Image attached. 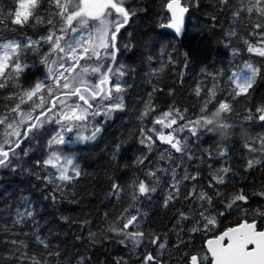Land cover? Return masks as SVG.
<instances>
[{
  "label": "trees",
  "instance_id": "obj_1",
  "mask_svg": "<svg viewBox=\"0 0 264 264\" xmlns=\"http://www.w3.org/2000/svg\"><path fill=\"white\" fill-rule=\"evenodd\" d=\"M183 3L189 13L186 31L179 40L161 26L169 19L166 0H123L124 7L134 13L119 34L121 51L116 65L123 66L121 71L124 74L112 75L113 82L118 79L121 84L122 90L113 93L115 97H121L123 108L107 117L89 116L85 123L74 129L88 137L100 127L95 139L54 146L53 149L65 156L75 154L79 176L70 181L49 182L58 175L54 168L43 164L50 155L47 140L57 128L54 123L45 124L35 138L30 136L23 141L21 148L16 149L19 156L12 159L10 167H0V264H21L18 258L22 252L35 256L43 264H143L147 253L155 255L163 264H184L185 252L206 251V241L228 227L250 218L257 220L258 227L264 225V216L254 215L257 210L264 212V196L258 195L264 191V151H250L245 147L246 141H255L251 146L262 148L260 138L264 137V121L243 119L249 112L255 114V108L264 104V57L249 53L244 43L245 40L250 43L260 41L259 36L252 34L251 28L258 17L255 14L249 17L245 11L240 18H234L235 12L247 7V0H229L227 5L221 4L220 0H183ZM13 7V0H0V15L7 18ZM48 27L44 24L25 28L15 25L0 27V44L9 41L23 44L27 38L37 40L46 34ZM233 30L236 35L229 36ZM125 44L129 45L126 49ZM233 49L237 51L234 53ZM47 50L48 45L42 41L36 52L29 50L22 57L29 65L21 77L25 85H34L37 81L53 84L46 67L40 63ZM50 59H55V55ZM245 62L255 63L261 72L249 90V96L239 97L234 103V112L227 117L235 125L230 137L222 140L216 134L203 132L198 140L189 139L192 159L187 156L179 159L181 154L173 149L171 161L160 159L161 152L169 146L157 141L149 153L140 143V129L151 127L154 118L170 108L186 110V119H194L201 101L214 83L220 90L217 101L225 97L231 99L228 97L231 90L228 77L244 69ZM216 73L220 75L214 81L212 74ZM198 84L202 89L199 97L194 93ZM53 90L57 91L54 86ZM0 91L7 92L8 89ZM38 95L50 99L46 90ZM149 97L155 110L141 118ZM5 103L7 101L0 103V116L8 115L12 119L16 113H9ZM108 103L110 101L104 104ZM31 106L32 101H27L21 108L28 111ZM40 111V108L35 109L33 115ZM210 116L211 113L207 118ZM3 131L0 126V135ZM181 135L189 134L184 132ZM220 145H226L225 156L216 154ZM142 155H147V159L143 164L136 163ZM249 159H261L262 163L248 168ZM174 166L177 178L185 169L198 176L195 181H183L179 198L165 208L172 173L157 171L159 181L156 183V177L148 176L147 172L149 168ZM222 168L230 171L225 177L226 182L217 184L213 177ZM136 180L154 183L156 191L151 193V199L142 196L131 206V185ZM209 182L213 187H208ZM113 184L120 185L123 191L114 195ZM193 185L197 191L204 190L213 195L210 211H225V214L218 216L216 225L210 226L206 232L181 233L186 243L176 248L177 236L173 229L178 213H187L191 209L198 215L200 210L199 201L183 198ZM216 189L223 193L224 200L232 193L243 191L248 202L238 203L248 210L247 214L235 208L225 210V203L215 196ZM125 209L147 213L142 218V227L162 237L167 234L168 246L162 253L147 238L139 247L133 248L131 242L121 243L124 238L109 231V225L122 226ZM25 212L31 215L22 223H16L18 213ZM191 224L192 221L188 220L181 226L187 230ZM37 237L48 247L40 244ZM23 264H31V261L24 260Z\"/></svg>",
  "mask_w": 264,
  "mask_h": 264
},
{
  "label": "snow or ice",
  "instance_id": "obj_2",
  "mask_svg": "<svg viewBox=\"0 0 264 264\" xmlns=\"http://www.w3.org/2000/svg\"><path fill=\"white\" fill-rule=\"evenodd\" d=\"M220 2L227 5L229 0H220ZM13 3L14 7L7 18L0 15V27L15 25L25 28L35 27L38 24L50 27L47 28L46 34L41 35L37 40L27 38L23 44L16 41L0 44V90L8 89L7 92L0 91V103L7 101L4 107L9 110V113H16L12 119H9L8 115L0 116V126L4 128L3 134L0 135V167H10L12 159L19 156L16 149L21 148L23 141L30 136L35 138L45 124L54 123L59 125V129L55 130L47 140L50 155L43 161V164L54 168L58 173L49 182L70 181L80 175L79 167L71 156H65L61 152L53 150L54 146H65L73 142L66 134L73 132L74 128L80 127L88 120L89 116L99 115L101 107L107 109L104 113L105 116L112 110L123 108L122 103L105 105L104 101L113 99V91L119 93L122 90L119 80L113 82L111 76L117 73L121 76L124 74L121 71L122 65L114 67L117 55L121 51L119 34L134 13L124 7L123 0H13ZM166 8L170 13V18L161 26L173 29L178 36L182 35L185 14L189 8L182 3V0H166ZM107 10H113L115 15H113V11ZM245 11L249 17L253 14L258 17L257 22L252 24L251 28L252 34L261 38L258 43H250L245 40L247 51L264 57V0H247V7H241L239 11L235 12L234 18H240L241 13ZM93 21L96 23H92ZM228 35L235 36L236 33L233 30ZM42 41L48 45V50L41 57L40 63L46 67L48 78L52 79L53 84L48 85L44 81H37L34 85H25L21 77L29 65L22 57L26 56L29 50L36 52ZM123 47L126 49L129 45L125 44ZM236 51L233 49L234 53ZM53 55H55V59H50ZM81 61H85V63L81 64ZM77 69L79 71H76ZM260 72L261 68L255 63L245 62L244 69L239 73L233 72L228 77L231 89L228 92V97L231 99L225 97L217 101L216 96L220 90L214 83L201 101L194 119H186V110L170 108L157 115L151 127L140 129V143L149 150V153L154 149L157 141L168 145L169 147L160 154L161 160L171 161V150L173 149L175 153L181 154L179 159L184 156L192 159L189 139L196 138L198 140L201 133H210V129L205 127V124L211 123L207 117L213 111L218 109L226 113L227 117L232 114L234 103L241 96H249V90L253 87ZM93 74L96 79H89V76ZM219 75V73L212 74L213 80L216 81ZM10 81L11 83H9ZM233 84L235 87H231ZM53 86L57 91L54 92ZM45 90L50 99L46 100L45 95H38L45 93ZM201 91L198 84L194 93L199 97ZM150 100L151 97L146 103L145 110L141 113V118L155 110ZM27 101H32L31 110H22L21 105ZM213 104L215 107H212ZM37 108H40L41 111L34 116L33 112ZM243 119L264 121V104L255 108V114L249 112ZM156 125L160 127L157 128ZM163 129H169V131L165 132ZM100 131L101 128L96 127L91 136L84 137L77 134L76 140L95 139ZM184 132L189 135H181ZM260 139L261 149L251 146L255 141L251 143L246 141L245 147H248L250 151H264V137ZM218 147L220 150L216 154L225 156L226 145ZM21 151L27 155L26 151L23 149ZM146 159L147 155H142L137 158L136 163L143 164ZM260 163H262L261 159H249L247 167L252 168ZM157 171L172 173L170 191L164 200L165 208L170 202L179 198L180 185L183 181H195L198 176V174H189L185 169L184 174L177 178L175 166L168 169L149 168L147 175L156 177ZM229 171V168L219 169L213 180L217 184H224ZM70 172L74 175H70ZM158 181L159 178L156 177L155 182L158 183ZM131 187L133 202L131 206H134L142 196L151 199V193L156 191L154 183H146L144 180L133 181ZM208 187H213V184L209 182ZM121 191L123 189L120 185H112L114 195H118ZM258 195L264 196V191L259 192ZM215 196L221 198V202L225 203V210L235 208L247 214L248 210L243 209L238 203L246 204L248 202V197L243 191L232 193L224 200L223 193L216 189ZM183 198L192 202L199 201L200 210L198 215L191 209L187 213L183 211L178 213L176 226L173 229L177 236L174 245L176 248L186 243L181 233L185 231L188 233L206 232L210 230V226L216 225L218 216L225 214V211H210L213 195L204 190L197 191L195 185ZM125 213L121 217L124 221L121 227L109 225V231L124 238L121 243L131 242L133 248H136L147 238L148 242L161 253L167 248V234L162 237L161 234L142 227V218L147 213H141L139 209L135 213L125 209ZM30 215V212L18 213L16 223H22L26 216ZM254 215L264 216V212L257 210ZM188 220H191L192 224L186 230L181 225L183 221ZM130 227L132 231H127ZM36 239L45 248L48 247V244L40 237ZM12 243L15 244L16 241H12ZM184 255L187 257L184 264H264V225L258 227L256 219H245L236 227H228L215 237L208 239L206 251H199L195 254L185 252ZM18 259L21 260V264L24 260H30L31 264H43L35 256H28L25 252H22ZM143 264H163V261L157 259L155 255L147 253Z\"/></svg>",
  "mask_w": 264,
  "mask_h": 264
},
{
  "label": "clouds",
  "instance_id": "obj_3",
  "mask_svg": "<svg viewBox=\"0 0 264 264\" xmlns=\"http://www.w3.org/2000/svg\"><path fill=\"white\" fill-rule=\"evenodd\" d=\"M207 120L211 123L205 124V127L210 129V133L216 134L222 140L230 137L231 129L235 126L228 120L227 114L218 109L213 111Z\"/></svg>",
  "mask_w": 264,
  "mask_h": 264
},
{
  "label": "rangeland",
  "instance_id": "obj_4",
  "mask_svg": "<svg viewBox=\"0 0 264 264\" xmlns=\"http://www.w3.org/2000/svg\"><path fill=\"white\" fill-rule=\"evenodd\" d=\"M92 23H96V22H92ZM82 62V61H81ZM89 63H92V62H89ZM53 67H55V66H53ZM76 71H79V69H77ZM73 74H75V73H73ZM67 75V74H66ZM94 75V74H93ZM95 76V75H94ZM106 101H110V103H121V97H115V96H113V99H111V100H105L104 101V103H106ZM82 103V102H81ZM110 103H108V104H110ZM108 104H105V105H108ZM105 111H107V109L105 108V107H101V109H100V114L99 115H104V113H105ZM116 110H112V111H110L109 113H108V115L107 116H109V115H111L113 112H115ZM105 116V115H104ZM106 116V117H107ZM55 127H57L56 128V130H58L59 129V125H55ZM75 129V128H74ZM77 134H79V135H81V136H84V137H87L86 136V134H80V133H78L77 132V130H74L73 132H70V133H67L66 134V136L67 137H69V138H71V140L73 141V142H71V143H68V145H73L74 143H77V142H82V141H77L76 140V135ZM84 141V140H83ZM73 159H74V161H75V163H76V156H75V154H71L70 155ZM77 164V163H76ZM78 165V164H77ZM71 173V172H70Z\"/></svg>",
  "mask_w": 264,
  "mask_h": 264
},
{
  "label": "water",
  "instance_id": "obj_5",
  "mask_svg": "<svg viewBox=\"0 0 264 264\" xmlns=\"http://www.w3.org/2000/svg\"><path fill=\"white\" fill-rule=\"evenodd\" d=\"M182 3H183V1H182ZM166 10H167V8H166ZM168 12V11H167ZM188 13H189V11L185 14V18H184V30H183V34L182 35H176V33L174 32V30L173 29H169V28H167V30L169 31V32H171L172 34H174L179 40H181L182 38H183V36H184V33H185V31H186V25H187V20H188ZM168 14H169V16H170V13L168 12ZM236 227V226H235ZM211 239V238H210ZM205 247H206V244H205Z\"/></svg>",
  "mask_w": 264,
  "mask_h": 264
},
{
  "label": "flooded vegetation",
  "instance_id": "obj_6",
  "mask_svg": "<svg viewBox=\"0 0 264 264\" xmlns=\"http://www.w3.org/2000/svg\"><path fill=\"white\" fill-rule=\"evenodd\" d=\"M117 66V65H114V67ZM89 78H92V79H96V76L94 75H90ZM111 79H112V76H111ZM113 81V80H112Z\"/></svg>",
  "mask_w": 264,
  "mask_h": 264
},
{
  "label": "bare ground",
  "instance_id": "obj_7",
  "mask_svg": "<svg viewBox=\"0 0 264 264\" xmlns=\"http://www.w3.org/2000/svg\"><path fill=\"white\" fill-rule=\"evenodd\" d=\"M187 22H188V20H187Z\"/></svg>",
  "mask_w": 264,
  "mask_h": 264
}]
</instances>
